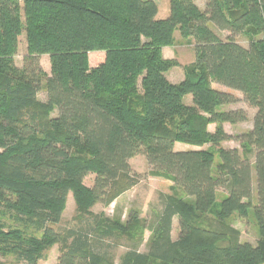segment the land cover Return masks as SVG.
<instances>
[{
  "label": "trees",
  "instance_id": "1",
  "mask_svg": "<svg viewBox=\"0 0 264 264\" xmlns=\"http://www.w3.org/2000/svg\"><path fill=\"white\" fill-rule=\"evenodd\" d=\"M156 15L154 0H0V255L37 264L43 247L58 245L56 264H114L99 241L145 226L135 213L122 224L90 209L130 188L129 159L143 153L191 202L164 196L146 251L134 246L118 264L264 261V0H207L203 10L193 0H169V14ZM175 30L194 40L178 83L165 75L176 63L162 55ZM241 33L247 45L235 39ZM42 88L45 101L37 98ZM233 92L255 109L251 128L237 136L241 151L221 145L231 138L223 123L247 119L241 107L223 109L239 100ZM175 142L200 148L175 150ZM219 186L226 193L214 217H205ZM69 192L78 218L91 219L58 230L52 225ZM249 208L256 244L224 222Z\"/></svg>",
  "mask_w": 264,
  "mask_h": 264
},
{
  "label": "rangeland",
  "instance_id": "2",
  "mask_svg": "<svg viewBox=\"0 0 264 264\" xmlns=\"http://www.w3.org/2000/svg\"><path fill=\"white\" fill-rule=\"evenodd\" d=\"M225 33H221L224 37ZM182 37L179 33L177 39L182 41ZM188 38V37H187ZM235 39L242 45H247V36L243 33L235 37ZM183 43V44H182ZM180 45L175 46L176 42L169 46V51L172 52L171 58H167L176 63V65L171 66L168 70L170 71V76L177 77L175 72H183V67L188 65L194 59V45L190 40H184ZM174 45V46H173ZM26 52V39L25 34L22 32L18 38V49L15 55V63L20 66L22 64L23 55ZM163 55V53H162ZM41 66L46 73H50L49 59L46 54L41 57ZM165 58V57H164ZM167 70V71H168ZM166 71V72H167ZM184 75V72H183ZM215 87H219L217 84H213ZM235 96L239 97V100L231 105H226L223 109L230 107L233 108H243L247 113V119L243 122H238L235 124L223 123L225 131L231 136L230 139L223 141L221 145L223 147H236L239 151L242 150L237 136L243 132L248 131L252 126V118L255 113V109L248 104H246L242 95L239 92H233ZM37 98L41 101H45L46 93L44 88H42L38 94ZM191 95H187L183 98V102L188 104L191 103ZM56 111L51 113L54 116ZM215 125L209 124L208 129L213 131ZM209 145L205 144L202 148H207ZM188 148H200L194 145L175 142V150H183ZM215 162H218V156L215 154ZM131 178L133 184L129 189L120 193L111 204L104 205L100 202L95 203L90 211L93 214H101L104 218L109 221H115L120 219V222L126 223L130 216L137 215L136 220L140 222L145 227L133 226L127 230V232L120 233L119 238H104L99 241L100 252L108 255L114 264H118L120 257L128 249L136 246L140 252H145L147 249V243L150 239L149 226L154 221L157 214L160 213L162 209V200L166 195H172L179 197L185 202H191V198L188 197L180 187L174 185V182L170 175L167 173L155 169L146 160L143 153H138L129 159V170L124 173L123 178ZM93 175H88L85 177L84 182L87 185H92ZM125 181L124 179H122ZM122 181V182H123ZM226 189L223 186H219L216 191V197L213 206L210 211L205 215V217H214L215 210L218 208L222 197L225 195ZM256 201V191L254 187L253 180V193L251 197V202L254 204ZM91 219V216H86L81 220L77 216L75 201L72 192H69L66 198L64 210L59 223L53 224L52 226L58 230H64L70 227H78L86 224L87 220ZM6 222L11 223L9 220ZM224 222L239 231V239L241 241H249L252 244H256L259 239L258 226L253 214L252 208H249L244 216L233 213L229 217L225 218ZM39 236V233H35ZM178 235V219L173 218L172 221V231L171 236L175 239ZM226 241H221V246L226 245ZM41 259L38 260L37 264H56L59 255L58 245L45 246L41 250ZM0 261L3 264H27L24 261H19L16 259L14 254L0 255ZM149 264H160L157 261H151ZM260 264H264V261Z\"/></svg>",
  "mask_w": 264,
  "mask_h": 264
},
{
  "label": "crops",
  "instance_id": "3",
  "mask_svg": "<svg viewBox=\"0 0 264 264\" xmlns=\"http://www.w3.org/2000/svg\"><path fill=\"white\" fill-rule=\"evenodd\" d=\"M154 1L157 4V15H156V17L157 18H164V17H166L169 14V0H154ZM193 1L199 7V9H201V10H203L205 8L206 2H207V0H193ZM222 33H225V32H222ZM177 35H179V31L178 30H175V32H174V40L176 42L175 46L180 45L182 42H184V40H190L192 42V44L194 45V40H193L192 37H188V38H185V39L182 38V41H179V39H177ZM168 49H169V46L162 48L163 56L166 59L167 58H171V55H172V52H170ZM48 59H49V57H48ZM40 61L42 62L41 58H40ZM170 71H172V70H168L165 73V75H166V77H167V79L169 81H171L173 83H178V82H180L183 79L184 75H183V72L182 71L180 73L175 72L177 74V77H175L174 79H173L172 76H170ZM220 88L221 89H225V88H222V87H220Z\"/></svg>",
  "mask_w": 264,
  "mask_h": 264
}]
</instances>
